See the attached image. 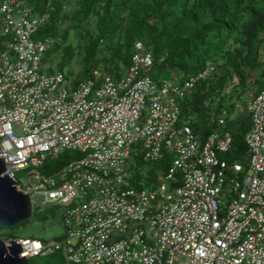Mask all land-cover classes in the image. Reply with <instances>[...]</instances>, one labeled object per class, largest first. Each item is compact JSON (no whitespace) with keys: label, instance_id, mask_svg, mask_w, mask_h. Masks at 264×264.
<instances>
[{"label":"built area","instance_id":"obj_1","mask_svg":"<svg viewBox=\"0 0 264 264\" xmlns=\"http://www.w3.org/2000/svg\"><path fill=\"white\" fill-rule=\"evenodd\" d=\"M48 18L29 0L0 1L2 175L31 205L66 206L64 238L9 237L20 255L64 249L70 264H264V90L247 93V165L229 161L221 156L232 145L225 109L209 116L220 127L203 141L190 116H181V100L215 63L181 82L156 79L148 74L152 54L136 41L121 76L95 70L74 85L64 71H42L54 39L37 34ZM64 150L81 157L44 175L46 158ZM133 152L152 163L174 156L153 186L138 187ZM22 170L26 186L17 178ZM87 190L90 198L69 207Z\"/></svg>","mask_w":264,"mask_h":264},{"label":"trees","instance_id":"obj_2","mask_svg":"<svg viewBox=\"0 0 264 264\" xmlns=\"http://www.w3.org/2000/svg\"><path fill=\"white\" fill-rule=\"evenodd\" d=\"M71 1L29 0V4L36 13H49L37 35L54 39L46 51L49 56L61 54L60 69L50 72L64 71L75 55L67 41L70 31H78L83 40L81 71L76 78L64 72L74 85L92 77L95 70L116 78L121 76L131 65L136 41L152 54L153 65L148 70L151 76L176 79L185 75L186 78L211 61L216 69L180 102L181 116H190L201 141L218 129V125L210 123L209 116L221 111L223 88L228 81L236 79L240 83L249 79L250 91L264 90V0H75L74 8L66 11ZM85 24L87 27L80 31ZM225 119L224 128L232 134V145L223 157L247 165L244 134L251 125L249 115L227 114ZM132 156L136 163L143 162L139 154L133 152ZM79 157L81 153L70 150L50 155L40 171L52 175ZM169 162L165 153L155 163H147L150 171L157 172L166 169ZM138 169L131 184L139 187L151 177L141 175ZM45 220L31 216L30 222ZM59 252L30 257L28 264L34 257L47 258L45 264L59 260L66 264Z\"/></svg>","mask_w":264,"mask_h":264},{"label":"rangeland","instance_id":"obj_3","mask_svg":"<svg viewBox=\"0 0 264 264\" xmlns=\"http://www.w3.org/2000/svg\"><path fill=\"white\" fill-rule=\"evenodd\" d=\"M1 1V0H0ZM75 0L70 2V6H68L65 10L71 11L74 8ZM87 27L85 24L83 27H81L80 31H84V27ZM68 42H70L73 46L74 50V57L70 60V62L63 68L64 72L66 74H71L73 78H76V74H78L81 71V53H82V42L83 40L79 37L78 31H70L68 33ZM60 53H56L52 56H49L46 52L44 53V57L42 60V71L43 72H50L51 69H60L58 62L61 60ZM207 63L205 64V66ZM182 78H185V75H180ZM179 77H176L175 80L179 81L181 80ZM156 79L162 77L161 75L153 76ZM240 78V77H239ZM223 95L221 100V109H225L227 111V114H238V113H245V107L248 101L247 92L250 91V83L249 79L242 80L240 83L238 80L235 79V82L228 81L227 86L223 88ZM220 109V110H221ZM220 126L218 125V128ZM73 152H77L76 150H70ZM79 153V152H78ZM169 155V154H168ZM174 154L169 155V159L171 160L173 158ZM221 156H225L224 154ZM129 163L132 164V167L134 169V175H136L137 170L136 168L139 167L138 172L140 174H148L150 176L151 180L144 186L151 187L155 184V171H150L149 163L147 161H143L136 165L134 158H130ZM154 177V178H152ZM17 178L21 185L26 186L28 184V174H26L25 170L17 172ZM86 195L80 194L79 197L75 198V200L69 205V207L76 206L77 204L87 200L90 198L92 193L87 190ZM222 203L228 202V198L226 196L221 197ZM65 205H59V204H47L42 205V203L39 201L38 205L34 204L32 205V217L38 220H45L40 222H30L31 219L26 220L22 223H19L12 227L2 228L0 229V238L4 239L6 241H9V237H16V238H36L44 241H51L54 239H60L62 240L61 236L65 234V226L63 219L61 218V212L65 209ZM61 254L66 259L65 250L61 249L59 250ZM59 252V253H60ZM47 258L45 257H34L32 259V262L30 264H45ZM66 264H69L65 260ZM54 264H62L61 261H56ZM175 264H179V259H176Z\"/></svg>","mask_w":264,"mask_h":264},{"label":"water","instance_id":"obj_4","mask_svg":"<svg viewBox=\"0 0 264 264\" xmlns=\"http://www.w3.org/2000/svg\"><path fill=\"white\" fill-rule=\"evenodd\" d=\"M5 162L0 158V229L12 227L31 219L32 205L28 194L18 189L7 174ZM22 248L17 241L0 238V264H28L29 259L21 256Z\"/></svg>","mask_w":264,"mask_h":264}]
</instances>
